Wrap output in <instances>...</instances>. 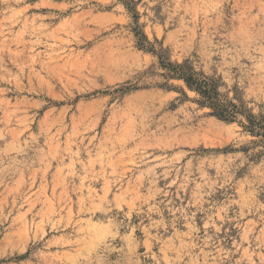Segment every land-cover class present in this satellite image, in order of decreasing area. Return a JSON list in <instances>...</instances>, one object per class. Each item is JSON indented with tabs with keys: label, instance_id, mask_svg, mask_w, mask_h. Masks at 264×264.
Returning <instances> with one entry per match:
<instances>
[{
	"label": "rangeland",
	"instance_id": "obj_1",
	"mask_svg": "<svg viewBox=\"0 0 264 264\" xmlns=\"http://www.w3.org/2000/svg\"><path fill=\"white\" fill-rule=\"evenodd\" d=\"M136 31L264 115V0H0V264H264V142Z\"/></svg>",
	"mask_w": 264,
	"mask_h": 264
},
{
	"label": "trees",
	"instance_id": "obj_2",
	"mask_svg": "<svg viewBox=\"0 0 264 264\" xmlns=\"http://www.w3.org/2000/svg\"><path fill=\"white\" fill-rule=\"evenodd\" d=\"M134 18L136 15L134 14ZM137 46L158 56L160 67L165 70L164 75L182 80L186 86L198 95L197 102L208 107L213 116L226 122H237L243 131L252 137L261 138L264 142V115L256 116L246 112L243 107L223 96L214 80L202 72L194 70L188 64H173L168 62L159 51L155 50L146 36L136 31Z\"/></svg>",
	"mask_w": 264,
	"mask_h": 264
}]
</instances>
